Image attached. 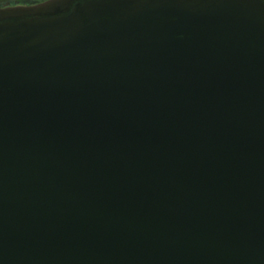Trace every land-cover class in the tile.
<instances>
[{
    "label": "water",
    "instance_id": "obj_1",
    "mask_svg": "<svg viewBox=\"0 0 264 264\" xmlns=\"http://www.w3.org/2000/svg\"><path fill=\"white\" fill-rule=\"evenodd\" d=\"M0 4V264H264V0Z\"/></svg>",
    "mask_w": 264,
    "mask_h": 264
},
{
    "label": "rangeland",
    "instance_id": "obj_2",
    "mask_svg": "<svg viewBox=\"0 0 264 264\" xmlns=\"http://www.w3.org/2000/svg\"><path fill=\"white\" fill-rule=\"evenodd\" d=\"M6 1L7 2H12V1H16V0H0V4H2V3L6 4Z\"/></svg>",
    "mask_w": 264,
    "mask_h": 264
},
{
    "label": "trees",
    "instance_id": "obj_3",
    "mask_svg": "<svg viewBox=\"0 0 264 264\" xmlns=\"http://www.w3.org/2000/svg\"><path fill=\"white\" fill-rule=\"evenodd\" d=\"M40 1H42V0H26L25 2L31 3V2H40Z\"/></svg>",
    "mask_w": 264,
    "mask_h": 264
},
{
    "label": "flooded vegetation",
    "instance_id": "obj_4",
    "mask_svg": "<svg viewBox=\"0 0 264 264\" xmlns=\"http://www.w3.org/2000/svg\"><path fill=\"white\" fill-rule=\"evenodd\" d=\"M6 3H7V1H6ZM2 4H4V3H2Z\"/></svg>",
    "mask_w": 264,
    "mask_h": 264
}]
</instances>
